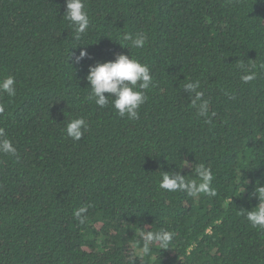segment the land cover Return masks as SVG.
Listing matches in <instances>:
<instances>
[{"label":"trees","instance_id":"16d2710c","mask_svg":"<svg viewBox=\"0 0 264 264\" xmlns=\"http://www.w3.org/2000/svg\"><path fill=\"white\" fill-rule=\"evenodd\" d=\"M85 4L75 39L66 0H0V80H16L0 128L17 149L0 153V264H264V229L240 211L264 186V0ZM118 54L152 76L136 120L90 98L89 65ZM195 81L207 116L184 90ZM75 118L88 124L79 141L66 134ZM200 164L215 196L159 187L162 172L199 183ZM161 229L173 240L145 254L142 232Z\"/></svg>","mask_w":264,"mask_h":264},{"label":"clouds","instance_id":"9594fccd","mask_svg":"<svg viewBox=\"0 0 264 264\" xmlns=\"http://www.w3.org/2000/svg\"><path fill=\"white\" fill-rule=\"evenodd\" d=\"M64 16L75 29V39H80L88 30L90 24L85 0H66V13ZM123 38L126 41H130L132 47L135 48H143L147 41V36L143 33L137 34L135 38L131 34L126 33ZM85 58H91L89 53L86 50L80 51L75 58L76 63ZM244 73L241 79L245 83L255 79V73L251 72L249 68H244ZM86 80L92 90L90 98L94 99L97 106L100 108L106 107L110 103L111 98L112 106L117 110L118 114L121 117L127 116L130 120L139 118V109L147 100L145 90L152 84V76L148 66L141 63L138 59L125 54H118L111 61H96L94 64L89 65ZM199 88V81L189 82L184 85L186 92L194 93V102L201 101L198 107V115L207 116L208 102L202 99L203 93L198 91ZM106 93L107 95H105ZM3 94L9 97L16 95V80L11 75L0 80V95ZM4 110V105L0 104V113H3ZM87 130L88 124L84 118L72 119L66 125L67 136L76 141H79ZM16 151L17 149L11 139L7 138L4 129L0 128V153L15 155ZM183 162L184 167H187L188 161L183 160ZM162 173L159 187L163 190L168 192H186L190 197L198 196L201 193L210 196L216 195V191L212 187V171L204 164H200L195 169V175L198 177L199 183L196 182V179H186L187 175H182L179 171ZM255 194L259 198L258 205L251 211H240L245 214L247 221L253 227L264 229V186H257ZM85 211L86 209L80 208L74 212V216L81 223L84 222L83 213ZM173 237L174 233L165 229L159 231L144 230L142 232V251L147 254L151 247L156 245L163 249L171 243Z\"/></svg>","mask_w":264,"mask_h":264}]
</instances>
